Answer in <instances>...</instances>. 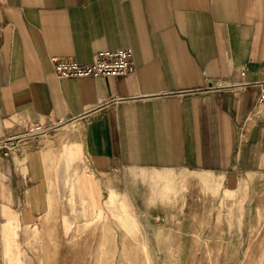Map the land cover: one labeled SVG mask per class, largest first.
Instances as JSON below:
<instances>
[{
  "label": "crops",
  "instance_id": "obj_1",
  "mask_svg": "<svg viewBox=\"0 0 264 264\" xmlns=\"http://www.w3.org/2000/svg\"><path fill=\"white\" fill-rule=\"evenodd\" d=\"M118 48L132 50L133 72L54 73L51 56L89 63ZM262 89L264 0H0V139L67 121L0 149V264H28L17 240L79 170L264 173Z\"/></svg>",
  "mask_w": 264,
  "mask_h": 264
},
{
  "label": "rangeland",
  "instance_id": "obj_2",
  "mask_svg": "<svg viewBox=\"0 0 264 264\" xmlns=\"http://www.w3.org/2000/svg\"><path fill=\"white\" fill-rule=\"evenodd\" d=\"M67 182L17 240L28 264H264V173L123 167Z\"/></svg>",
  "mask_w": 264,
  "mask_h": 264
},
{
  "label": "built area",
  "instance_id": "obj_3",
  "mask_svg": "<svg viewBox=\"0 0 264 264\" xmlns=\"http://www.w3.org/2000/svg\"><path fill=\"white\" fill-rule=\"evenodd\" d=\"M51 63L58 78L119 76L133 72L135 67L132 63V50L129 48L103 49L96 52L89 63H82L75 59L61 56H51ZM244 70L241 71V74L245 72ZM211 87L221 91L231 89L233 85L217 81ZM258 103H264V89L260 93ZM66 122V119L61 118L46 122L31 121L22 124L20 131L16 134L0 139V149H3L4 154L15 152L21 145L28 143L33 138L53 134Z\"/></svg>",
  "mask_w": 264,
  "mask_h": 264
}]
</instances>
